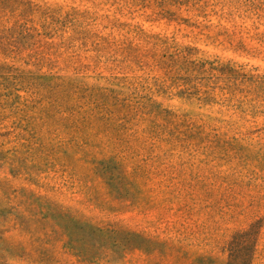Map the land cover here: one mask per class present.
Segmentation results:
<instances>
[{"label": "rangeland", "instance_id": "rangeland-1", "mask_svg": "<svg viewBox=\"0 0 264 264\" xmlns=\"http://www.w3.org/2000/svg\"><path fill=\"white\" fill-rule=\"evenodd\" d=\"M236 244L264 264V0H0V264Z\"/></svg>", "mask_w": 264, "mask_h": 264}, {"label": "trees", "instance_id": "trees-1", "mask_svg": "<svg viewBox=\"0 0 264 264\" xmlns=\"http://www.w3.org/2000/svg\"><path fill=\"white\" fill-rule=\"evenodd\" d=\"M80 85H85L84 83L78 84ZM104 97V102L107 104L105 107L107 109V113L104 114L105 118H108L111 121L117 120L119 121H124L126 119L127 114L123 113L125 110V105H120V103H117V101H108V98L105 95H102ZM93 98V104L96 106L97 103L100 102L99 98L92 97ZM252 246L249 249V252L247 254L243 253L245 251V247L242 246L241 244H236L234 247V254L229 255L228 260L226 264H249L251 260V255L252 251L251 250Z\"/></svg>", "mask_w": 264, "mask_h": 264}, {"label": "crops", "instance_id": "crops-1", "mask_svg": "<svg viewBox=\"0 0 264 264\" xmlns=\"http://www.w3.org/2000/svg\"><path fill=\"white\" fill-rule=\"evenodd\" d=\"M252 258V257H251ZM252 263V260H250V263L249 264H251Z\"/></svg>", "mask_w": 264, "mask_h": 264}]
</instances>
